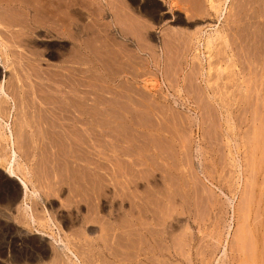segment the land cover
Wrapping results in <instances>:
<instances>
[{"label":"rangeland","instance_id":"obj_1","mask_svg":"<svg viewBox=\"0 0 264 264\" xmlns=\"http://www.w3.org/2000/svg\"><path fill=\"white\" fill-rule=\"evenodd\" d=\"M125 1L142 14L147 37L98 38L97 22L70 14L93 37L0 26L11 97L0 112L16 107L11 121L26 141L17 164L38 195L27 198L33 222L16 205L21 182L6 173L0 127V264H70L64 243L82 264H264V0ZM72 95L94 116L91 176L76 164L87 146L75 151L68 133L39 130L36 113L46 103L69 111ZM77 168L95 185L92 199L78 187Z\"/></svg>","mask_w":264,"mask_h":264},{"label":"bare ground","instance_id":"obj_2","mask_svg":"<svg viewBox=\"0 0 264 264\" xmlns=\"http://www.w3.org/2000/svg\"><path fill=\"white\" fill-rule=\"evenodd\" d=\"M37 1V0H36ZM39 1H41V0H39ZM124 1V0H123ZM27 2V1H26ZM29 2V1H28ZM56 2V1H55ZM154 2V1H153ZM29 3H31V2H29ZM38 3H40V2H37V4ZM42 3H43V0H42ZM42 3H41V7L44 9V7H45V5H46V2H45V4H44V7L42 6ZM50 3V2H49ZM48 3V4H49ZM57 4H58V2H56ZM55 3V4H56ZM32 4V3H31ZM51 4V3H50ZM122 4V3H121ZM34 5V4H33ZM36 6V5H35ZM49 6V5H48ZM57 6H60V5H57ZM117 6V5H116ZM123 6V5H122ZM145 6V5H144ZM51 7H52V5H51ZM54 7V6H53ZM56 7V6H55ZM127 7V6H126ZM36 8V7H35ZM39 8V7H38ZM45 8H48L47 7V5H46V7ZM63 8V7H62ZM91 8V7H90ZM113 8V7H112ZM116 8V7H115ZM33 9V8H32ZM59 9H60V7H59ZM87 9V8H86ZM129 9V8H128ZM41 10L42 9H40V10H38V11H40L41 12ZM47 10V9H46ZM49 11H50V9H48ZM53 10H55V8L53 9ZM57 10V9H56ZM55 10V11H56ZM118 10V9H117ZM129 11V10H128ZM39 12V13H40ZM46 12H48V11H46ZM50 12H52V8H51V11ZM50 12H49V14H50ZM60 11L58 10V13H57V11H56V13H57V15L58 14H60L59 13ZM62 12V11H61ZM76 12V11H75ZM101 12V11H100ZM112 12V11H111ZM38 13V12H37ZM53 13V12H52ZM51 13V14H52ZM56 13L54 12V15L52 16V17H54L52 20H54L55 19V16H56ZM5 14H7V13H5ZM35 14V13H34ZM48 14V13H47ZM50 14V15H51ZM62 14V13H61ZM120 14V13H119ZM33 15V14H32ZM46 15V14H45ZM63 15V14H62ZM47 16V15H46ZM49 16V15H48ZM130 16V15H129ZM15 17H16V15H15ZM37 17V16H36ZM45 17V16H44ZM50 19H51V16L49 17ZM56 18H58V17H56ZM59 18H60V15H59ZM61 18L63 19V16H61ZM60 18V20H62ZM37 19V18H36ZM131 19V18H130ZM22 20V19H21ZM42 20V19H41ZM55 21H57L56 19H55ZM59 21V20H58ZM57 21V22H58ZM64 21V20H63ZM73 21V20H72ZM3 22V21H2ZM5 22V21H4ZM12 22V21H11ZM35 22H37V21H35ZM68 22H70V21H68ZM140 22V21H139ZM10 23V22H9ZM18 23V22H17ZM38 23V22H37ZM40 23H42V21L40 22ZM39 23V24H40ZM44 23V22H43ZM46 23L47 22H45V26H46ZM54 23V22H53ZM56 23V22H55ZM59 23H61V22H59ZM73 23H75V22H73ZM122 23V22H121ZM144 23V22H143ZM7 24V23H6ZM29 24V23H28ZM38 24V25H39ZM65 24V23H64ZM69 24V23H68ZM112 24V23H111ZM131 24V23H130ZM139 24V23H138ZM8 25V24H7ZM19 25V24H18ZM41 25V24H40ZM48 25V24H47ZM52 25V24H51ZM54 25V24H53ZM60 25H62V24H60ZM66 25V24H65ZM107 25V24H106ZM108 25H110V24H108ZM115 25V24H114ZM119 25V24H118ZM118 25H117V27H118ZM125 25V24H124ZM127 25V24H126ZM132 25H135V24H132ZM20 26H23L22 24L20 25ZM26 26V25H25ZM67 26V25H66ZM74 26H75V24H74ZM77 26H79L78 24H77ZM93 26V25H92ZM105 26V25H104ZM139 26H140V24H139ZM40 27V26H39ZM49 27V26H48ZM48 27H46L47 29H49ZM63 27V26H62ZM76 27V26H75ZM103 27V26H102ZM113 27V26H112ZM27 28L28 27H26V28H24V30H26L27 31ZM56 28H57V26H56ZM59 28V27H58ZM67 29L69 28V31L72 29H70V26L69 27H66ZM79 28V27H78ZM104 28V27H103ZM53 29H54V27H53ZM66 29V30H67ZM92 29V28H91ZM95 29V28H94ZM106 29H107V27H106ZM115 29V28H114ZM120 29V28H119ZM139 29V28H138ZM56 30H58V29H56ZM63 30H65V29H63ZM65 30V31H66ZM73 30H74V28H73ZM81 30V29H80ZM122 30V29H121ZM76 31V30H75ZM74 31V32H75ZM108 31H110L109 30V28H108ZM107 31V32H108ZM128 31V30H127ZM21 32H23V30L21 31ZM20 32V33H21ZM48 32V31H47ZM49 32H51V31H49ZM57 32H59V31H57ZM64 32V31H63ZM104 32V31H103ZM111 32V31H110ZM144 32H145V30H144ZM56 33V32H55ZM65 33V32H64ZM70 33L72 34L73 32H71L70 31ZM76 33V32H75ZM79 33V32H78ZM99 33H101V32H99ZM141 33V32H140ZM147 33H148V31H147ZM53 34V33H52ZM59 34L61 35V33L59 32ZM70 34V35H71ZM108 34V33H107ZM110 34H113V33H110ZM115 34V33H114ZM113 34V35H114ZM127 34V33H126ZM145 34V33H144ZM143 34V35H144ZM175 34V33H174ZM20 35V34H19ZM26 35V34H25ZM54 35V34H53ZM58 35V34H57ZM59 35V36H60ZM63 35H65V34H63ZM75 35V34H74ZM74 35H72V36H69V37H73ZM79 35H80V33H79ZM92 35V34H91ZM100 35V34H99ZM104 35V34H103ZM142 35V34H141ZM146 35H148V34H146ZM180 35V34H179ZM23 36V35H22ZM21 36V37H22ZM49 36H50V34H49ZM58 36V37H59ZM77 36V35H76ZM75 36V37H76ZM88 36V35H87ZM102 36V35H101ZM107 36V35H106ZM122 36H124V35H122ZM126 36V35H125ZM124 36V37H125ZM128 36V35H127ZM138 36V35H137ZM51 37V36H50ZM61 37H62V35H61ZM65 37H67V36H65ZM80 37V36H79ZM97 37V36H96ZM114 37H116L115 35H114ZM56 38H57V36H56ZM113 38V37H112ZM126 38V37H125ZM143 38V37H142ZM141 38V39H142ZM22 39V38H21ZM58 39H62V38H58ZM76 39H77V37H76ZM85 39V38H84ZM101 39V38H100ZM116 39V38H115ZM115 39H113V42H114V40ZM124 39V38H123ZM140 39V40H141ZM26 39H24V41H25ZM93 40H94V38H93ZM92 40V41H93ZM96 40V39H95ZM117 40V39H116ZM125 41V40H124ZM1 42V41H0ZM28 42V41H27ZM79 42V41H78ZM98 42V41H97ZM100 42V41H99ZM105 42V41H104ZM109 43V42H108ZM126 43V42H125ZM129 43V42H128ZM127 43V44H128ZM1 44H2V42H1ZM4 44V43H3ZM116 44V43H115ZM124 44V43H123ZM123 44H121V46H123ZM6 45V44H5ZM5 45H4V47H5ZM7 46V45H6ZM90 46V45H89ZM99 46V45H98ZM74 47V46H73ZM93 47V46H92ZM116 47V46H115ZM63 48V47H62ZM102 48V47H101ZM1 49V48H0ZM7 49V48H6ZM76 49V48H75ZM95 49V48H94ZM100 49V48H99ZM147 49V48H146ZM63 50H64V48H63ZM107 50V49H106ZM118 50V49H117ZM141 50H143V49H141ZM7 51V50H6ZM67 51V50H66ZM75 50H73V52H74ZM92 51V50H91ZM102 51H104V49L102 50ZM120 51V50H119ZM96 52H97V50H96ZM98 52H100V51H98ZM141 52V51H140ZM6 53V52H5ZM8 53V52H7ZM112 53V52H111ZM114 53V52H113ZM122 53H124L123 51H122ZM1 54V53H0ZM102 54V53H101ZM104 54V53H103ZM128 54V53H127ZM70 55H71V53H70ZM72 55H73V53H72ZM77 55H78V52H77ZM83 55V54H82ZM88 55V54H87ZM96 55V54H95ZM105 55V54H104ZM116 55V54H115ZM4 56V55H3ZM2 56V57H3ZM67 56V55H66ZM76 55L74 54V57H72V58H74L75 60H77L76 59V57H75ZM70 57V56H69ZM78 57H79V55H78ZM98 57V56H97ZM96 57V58H97ZM105 57V56H104ZM107 57V56H106ZM109 57V56H108ZM107 57V58H108ZM12 58V57H11ZM59 58V57H58ZM71 58V59H72ZM88 57H86V59H87ZM101 58V57H100ZM113 58V57H112ZM120 58H121V56H120ZM80 59V58H79ZM92 59V58H91ZM126 59H128L127 57H126ZM0 60H1V58H0ZM5 60V59H4ZM3 60V61H4ZM81 60V59H80ZM117 60V59H116ZM124 60V59H123ZM72 61V60H71ZM85 61V60H84ZM130 61V60H129ZM10 62V61H9ZM77 62H78V60H77ZM83 62V61H82ZM122 62V61H121ZM124 62V61H123ZM1 63V62H0ZM4 63H6V62H4ZM67 63V62H66ZM73 63V62H72ZM79 63V62H78ZM91 63V62H90ZM115 63V62H114ZM138 63V62H137ZM2 64V63H1ZM69 64V63H68ZM88 64H89V62H88ZM92 64V63H91ZM113 64V63H112ZM4 65V64H3ZM74 65V64H73ZM78 65V64H77ZM81 65V64H80ZM102 65V64H101ZM85 66V65H84ZM8 67V66H7ZM60 67V66H59ZM90 67V66H89ZM116 67V66H115ZM5 68V67H4ZM7 69V68H6ZM76 69V68H75ZM74 69V70H75ZM91 69V68H90ZM117 69V68H116ZM70 70H73L72 68H70ZM50 71V70H49ZM69 71V70H68ZM90 71V70H89ZM88 71V72H89ZM96 71V70H95ZM30 72V71H29ZM75 72V71H74ZM112 72V71H111ZM84 73V72H83ZM92 73V72H91ZM108 73V72H107ZM119 73V72H118ZM56 74V73H55ZM64 74V73H63ZM77 74H78V72H77ZM123 74V73H122ZM79 75V74H78ZM142 75V74H141ZM48 76V75H47ZM73 77V76H72ZM92 77V76H91ZM7 78V77H6ZM58 78V77H57ZM94 78V77H93ZM3 79V78H2ZM54 79V78H53ZM76 79V78H75ZM1 80V79H0ZM43 80V79H42ZM51 80V79H50ZM74 80V79H73ZM46 81V80H45ZM67 81V80H66ZM86 81V80H85ZM102 81V80H101ZM50 83H51V81H49ZM89 82V81H88ZM7 83V82H6ZM5 83V81H4V79H3V81L2 82H0V104H2V102H6V100H8V101H11V97L8 95V93H7V88H6V84ZM25 83V82H24ZM54 83V82H53ZM67 83V82H66ZM73 83V82H72ZM72 83H71V85H72ZM76 83V82H75ZM131 83V82H130ZM46 83H44V85H45ZM48 84V83H47ZM64 84V83H63ZM101 84V83H100ZM51 85V84H50ZM60 84H58V86H59ZM65 85V84H64ZM77 85H78V83H77ZM63 86V85H62ZM61 86V87H62ZM66 86V85H65ZM76 86V84L74 85V86H72V87H75ZM141 86V85H140ZM50 88L52 87V86H49ZM57 87V86H56ZM60 87V86H59ZM59 87H58V89H59ZM61 87H60V89H61ZM72 87L70 88V89H72ZM91 87H92V85H91ZM90 87V88H91ZM123 87V86H122ZM46 88V87H45ZM53 88V87H52ZM63 88V87H62ZM78 88V87H77ZM80 88V87H79ZM93 88V87H92ZM95 88V87H94ZM38 89V88H37ZM64 89V88H63ZM83 89V88H82ZM52 90V89H51ZM75 90H76V88H75ZM86 90V89H85ZM90 90H92V89H90ZM94 90V89H93ZM92 90V91H93ZM136 90V89H135ZM47 91V90H46ZM61 91V90H60ZM70 91V90H69ZM132 91V90H131ZM144 91V90H143ZM9 92V91H8ZM50 92V91H49ZM72 92H73V90H72ZM77 92L79 93V91L77 90ZM94 92V91H93ZM52 93H53V90H52ZM56 93V92H55ZM54 93V95L56 96V94ZM71 93V92H70ZM74 93V92H73ZM119 93V92H118ZM48 94V93H47ZM59 94L61 95V92H59ZM58 94V95H59ZM64 94H66V93H64ZM63 95V94H62ZM70 95V94H69ZM77 95V94H76ZM76 95H72V102L70 103V108H71V110H69V111H64V110H62L61 108H60V106H63L62 104H60V106H59V108L57 107L56 109H51V110H48V108H46L47 107V103L44 105V108L45 109H41L38 113H36V115H37V117H39L40 119H41V125H40V123H39V126H40V128H39V130H41V132H43V133H47L49 136H47V137H50L51 135L53 136V134L55 133V134H59V135H62V134H66L67 135V133H68V135H67V137H65L64 136V140H65V138H66V140H67V138H68V140L70 141V143H69V145H75V147H73V148H75L74 150L76 151V150H78V149H76L77 148V146L76 145H79V146H81V148L82 147H85V146H87L88 147V150L90 149V151L88 152V150H87V147H85L84 148V153L81 151V150H79L80 152H81V154L80 155H82V153H83V158L82 157H79L78 156V154L76 153V156H77V158L76 157H74V158H76V164L81 168L82 167V165H81V163H85V168L84 169H86V170H88L87 171V174H90L92 171H94L93 169L94 168H92L94 165H95V163H94V156H93V154L94 153H91L92 151H93V149L95 148V145H93V143H94V141H95V134H94V129H93V124H94V116H93V112H83V111H81V110H79L80 108H79V106H80V102L79 101H77V98L75 97ZM127 95V94H126ZM39 96V95H38ZM65 96V95H64ZM79 96V95H78ZM77 96V97H78ZM82 96V95H81ZM90 96V95H89ZM140 96V95H139ZM142 96V95H141ZM63 97V96H62ZM61 97V99L60 100H62L63 98ZM67 97H69V96H67ZM87 97V96H86ZM92 97V96H91ZM55 98V97H54ZM65 99V98H64ZM63 99V100H64ZM67 99V98H66ZM79 99H80V97H79ZM82 99V98H81ZM80 99V100H81ZM130 99V98H129ZM138 99V98H137ZM145 99V98H144ZM12 100H14V98L12 99ZM59 100V99H58ZM92 100H94V98L92 99ZM114 100V99H113ZM81 101H83V100H81ZM13 102V101H12ZM16 102V101H15ZM47 102V101H46ZM59 102V101H58ZM65 102H67V101H65ZM64 102V103H65ZM84 102H87V101H84ZM95 101H93V102H90L91 103V106L92 105H94L93 103H94ZM89 103V104H90ZM139 103V102H138ZM5 104V103H4ZM6 104H8V102L6 103ZM13 104H15V103H13ZM54 104H59V103H56V101H55V103ZM69 104V103H68ZM67 104V105H68ZM95 104H96V102H95ZM142 104V103H141ZM10 105V104H9ZM107 105V104H106ZM133 105V104H132ZM138 105V104H137ZM6 106V105H5ZM28 106V105H27ZM42 106V105H41ZM64 106H65V108H67L66 107V103L64 104ZM90 106V105H89ZM94 106H96V105H94ZM104 106V105H103ZM7 107V106H6ZM49 107V106H48ZM51 107H52V105H51ZM84 107V106H83ZM93 107V106H92ZM105 107V106H104ZM117 107V106H116ZM133 107V106H132ZM2 108H4L3 106H2ZM8 108V107H7ZM16 108V107H15ZM15 108H12L10 111H6V112H8V113H1L0 112V127H2L3 129L2 130H4V133H2L3 134V138H2V140L4 139L5 141V143H7L8 145H9V147H8V149H10V157H9V160L8 159H5L6 161H8V166H7V171H6V173L10 176V177H12V178H15L16 177V179L18 178V180L21 182L20 183V185H21V187H22V195L20 196V197H18L17 198V201H16V205H19V204H23V206L25 207V209H24V211L26 210V212L25 213H28L27 215L29 216V218H30V220H32L33 222H35L36 221V218H35V214L32 212V208H31V206H30V204H28L27 203V198H28V194L29 193H31L32 195H34V196H36L37 195V190L35 191H32L31 189H30V187H29V182H28V180L27 179H25L24 177H28V174H29V172H28V174L27 173H24L23 172V170L24 169H26V168H24L23 170L21 169V166H18V165H20V163L19 164H17V161H18V159H19V156H18V150H17V148H18V145H22V146H24V142H25V144H26V141H24V140H21V138L23 137H21L20 138V136H18V135H16V131L14 130V125H13V118H14V109ZM52 108H54V107H52ZM90 108V107H89ZM97 108V107H96ZM120 108V107H119ZM140 108V107H139ZM10 109V108H9ZM8 109V110H9ZM20 109V108H19ZM67 109H69V107L67 108ZM6 110V109H5ZM89 110V109H88ZM96 110V109H95ZM1 111H3V110H1ZM16 111V110H15ZM107 111V110H106ZM134 111V110H133ZM136 111H137V107H136ZM138 111H141V110H138ZM137 111V112H138ZM17 112V111H16ZM36 112V111H35ZM95 112V111H94ZM137 112H135V113H137ZM21 113V112H20ZM24 113H26V112H24ZM33 114V113H32ZM130 114H132V113H130ZM108 115V114H107ZM156 115V114H155ZM27 117H28V115H26ZM106 117V116H105ZM107 117H109V116H107ZM120 117V116H119ZM159 117V116H158ZM7 120H6V119ZM25 118V117H24ZM33 118V117H32ZM85 118H87L86 120H84ZM104 118V117H103ZM136 118V117H135ZM150 118V117H149ZM26 119V118H25ZM36 119V118H35ZM12 120V121H11ZM27 120V119H26ZM108 120V119H107ZM134 120V119H133ZM40 121V120H39ZM109 121V120H108ZM123 121V120H122ZM145 121H146V119H145ZM27 122H31V121H28L27 120ZM142 122V121H141ZM34 123V122H33ZM114 123V122H113ZM27 125H29L28 123H27ZM36 125V124H35ZM35 125H34V127H35ZM38 125V124H37ZM111 125V124H110ZM21 126V125H20ZM26 125H24V127H25ZM83 126H86V130H85V127H83ZM105 126V125H104ZM139 126V125H138ZM144 126V125H143ZM27 127V126H26ZM28 127H33V126H28ZM115 127V126H114ZM96 128V127H95ZM101 128H103V127H101ZM109 128V127H108ZM23 129V128H22ZM27 129V128H26ZM30 129V128H29ZM31 129H33L34 130V128H31ZM1 130V131H2ZM38 130V131H39ZM83 130V131H82ZM22 131V130H21ZM35 131V130H34ZM135 131V130H134ZM30 132H31V130H30ZM33 132V131H32ZM111 132V131H110ZM19 134V133H18ZM22 134V133H21ZM28 134V133H27ZM42 134V133H41ZM23 135V134H22ZM59 135H55V136H59ZM136 135V134H135ZM44 136V135H43ZM54 136V137H55ZM101 136V135H100ZM152 136V135H151ZM19 137V138H18ZM30 137V136H29ZM31 137H32V135H31ZM41 137V136H40ZM112 137V136H111ZM23 138H25V137H23ZM22 138V139H23ZM33 138V137H32ZM35 138H37V136L35 137ZM43 138V137H42ZM42 138L40 139V140H42ZM57 138V137H56ZM151 139V138H150ZM33 140H34V138H33ZM48 140V139H47ZM46 140V141H47ZM49 140H50V138H49ZM165 140V139H164ZM24 141V142H23ZM31 141V140H30ZM36 141V140H35ZM43 141V140H42ZM42 141H41V143H42ZM62 141V140H61ZM153 141V140H152ZM60 142V141H59ZM66 142V141H65ZM68 142V141H67ZM141 142V141H140ZM33 143V142H32ZM44 143V142H43ZM42 143V144H43ZM48 143H49V141H48ZM144 143H145V141H144ZM38 144V143H37ZM42 144H41V147L43 148V146H42ZM50 144V143H49ZM68 144V143H67ZM97 144V143H96ZM28 145V144H27ZM69 145H67V147L69 146ZM29 146V145H28ZM36 146V145H35ZM50 146V145H49ZM52 146V145H51ZM72 146H71V148H72ZM98 146V145H97ZM25 147V146H24ZM123 147V146H122ZM34 149H35V147H33ZM50 148V147H49ZM53 148V147H52ZM70 148V149H71ZM79 148V147H78ZM91 149H92V151H91ZM110 149V148H109ZM37 150H38V148H37ZM40 150V149H39ZM69 150V149H68ZM71 150H73V149H71ZM73 150V151H74ZM82 150H83V148H82ZM85 150H87L86 152H88V156H85L86 155V153H85ZM67 151V150H66ZM96 151V150H95ZM42 152V151H41ZM78 152V151H77ZM79 152V153H80ZM103 152V151H102ZM73 152H71V155H70V153L69 154H67V155H65V156H68V155H70L72 158H73V154L75 155V153H73ZM154 153V155H153V158L154 157H157V158H159L160 157V155H159V152H153ZM85 154V155H84ZM132 154V153H131ZM95 155H96V153H95ZM48 156H49V154H48ZM70 156H69V158H70ZM85 156V157H84ZM106 156V155H105ZM7 158V157H6ZM62 158V157H61ZM64 158V157H63ZM145 158V160L147 159V163H148V165H150L149 163L151 162V160L152 159H150V157L149 156H145L144 157ZM162 158V157H161ZM63 160V159H62ZM68 160V159H67ZM106 160V162L108 161V159L106 158L105 159ZM69 161V160H68ZM74 161H75V159H74ZM167 161V160H166ZM19 162V161H18ZM139 162V161H138ZM168 162V161H167ZM120 163V162H119ZM143 163V162H142ZM69 164V163H68ZM73 164V163H72ZM135 164V163H134ZM157 164V163H156ZM81 165V166H80ZM136 165V164H135ZM144 164H142V166H143ZM75 166V165H74ZM77 166V167H78ZM98 167V166H97ZM97 167H96V169H97ZM126 167V166H125ZM74 169V168H73ZM79 168H77V170H78ZM102 169V168H101ZM122 169V168H121ZM28 170V169H27ZM52 170V169H51ZM57 170V169H56ZM66 170V169H65ZM26 171V170H25ZM80 173L79 174H77V176L75 177V179H76V181H77V184H78V187H80L82 190H84V191H86V193L88 194V197H89V199L91 198L92 199V197H91V195L93 194V185H92V182L91 181H88V178H89V176H88V178L86 179V184H85V182L83 181V180H85V179H83V171H81V170H78ZM78 171H77V173H78ZM85 171V170H84ZM50 172V171H49ZM106 172L108 173V170H106ZM54 173V172H53ZM96 173H97V171H96ZM125 173V172H124ZM69 174V173H68ZM94 174V173H93ZM127 175V174H126ZM24 176V177H23ZM52 176V175H51ZM56 176V175H55ZM90 176H91V174H90ZM54 177V176H53ZM57 177V176H56ZM68 177V176H67ZM70 177V176H69ZM95 177V176H94ZM94 177H93V179H94ZM106 177V176H105ZM51 178V177H50ZM101 178V177H100ZM104 178V177H103ZM127 178V177H126ZM47 179V178H46ZM94 180H96V179H94ZM93 180V181H94ZM59 181V180H58ZM75 181V180H74ZM138 181V180H137ZM46 182V181H45ZM52 182V181H51ZM83 182H84V184H83ZM48 183V182H47ZM98 183V182H97ZM140 183V182H139ZM156 183V182H155ZM84 185H86V188L84 187ZM155 185V184H154ZM157 185V184H156ZM52 186V185H51ZM95 186V185H94ZM101 186V185H100ZM107 186V185H106ZM57 187V186H56ZM87 189V190H86ZM77 190V189H76ZM79 190V189H78ZM79 192V191H78ZM91 192V193H90ZM150 192V191H149ZM91 194V195H90ZM95 194V193H94ZM82 195V194H81ZM86 195V194H85ZM128 195V194H127ZM200 195V194H199ZM38 196V195H37ZM79 196V195H78ZM94 196V195H93ZM95 196H96V194H95ZM72 198V197H71ZM87 199V198H86ZM147 200V199H146ZM79 203H80V200L78 201ZM82 202V201H81ZM95 202V201H94ZM251 202V201H250ZM94 205V204H93ZM110 205V204H109ZM155 205V204H154ZM95 210V209H94ZM248 210V209H247ZM249 211V210H248ZM90 213V212H89ZM94 213H96V212H94ZM152 213V212H151ZM34 214V215H33ZM246 214V213H245ZM248 216V215H247ZM92 218V217H91ZM29 220V221H30ZM50 221V220H49ZM31 222V221H30ZM37 222V221H36ZM32 223V222H31ZM104 223V222H103ZM47 224V223H46ZM243 224V223H242ZM29 225V224H28ZM126 225V224H125ZM170 225V224H169ZM30 226V225H29ZM44 226V225H43ZM45 227V226H44ZM43 227V228H44ZM42 228V229H43ZM112 228V227H111ZM133 228V227H132ZM149 228V227H148ZM172 228V227H171ZM173 229V228H172ZM116 230V229H115ZM115 230H113V231H115ZM107 232V231H106ZM173 232V231H172ZM110 233V232H109ZM113 234H114V232H112ZM150 234V233H149ZM244 234V233H243ZM119 238V237H118ZM245 241V240H244ZM106 242V241H105ZM150 242V241H149ZM65 245H64V247H60L59 249H61V251L63 252V253H65L67 256V259H68V262L70 263V264H82V262H81V259L79 258V256L71 249V247H69L68 246V244L67 243H64ZM67 244V245H66ZM246 244V243H245ZM118 245V244H117ZM114 247V246H113ZM116 247V246H115ZM169 249V248H168ZM241 249V248H240ZM157 250V249H156ZM122 251V250H121ZM131 251V250H130ZM46 252V251H45ZM127 252H129V251H127ZM153 252V251H152ZM155 252V251H154ZM122 253V252H121ZM143 253V252H142ZM149 253V252H148ZM167 253V252H166ZM249 257V256H248ZM55 259V258H54ZM246 259V258H245ZM40 260V259H39ZM59 260V259H58ZM57 260V261H58ZM136 260V259H135ZM123 261H125V260H123ZM110 264V263H109Z\"/></svg>","mask_w":264,"mask_h":264},{"label":"crops","instance_id":"obj_3","mask_svg":"<svg viewBox=\"0 0 264 264\" xmlns=\"http://www.w3.org/2000/svg\"><path fill=\"white\" fill-rule=\"evenodd\" d=\"M27 1V2H26ZM31 3H29V2ZM58 2V4L56 2ZM24 4H28L30 7H36L34 9V11L32 9H29L27 7V9H24L22 8L20 5L21 3ZM37 2H40L37 4ZM46 2V5L48 8H45L44 7V4ZM51 4H50V3ZM42 3V0L39 1V0H0V26H5L6 29H15L17 28L18 26L19 27H22V29L24 30V28L28 27L29 24H33L35 27H37V25L42 21V23H40L38 25V29H39V26H40V31L39 33H42V35L44 36H48V37H58L60 34L59 32L61 33V35L59 36L60 38H76L77 39H80L82 38L83 36L87 37H93V34H83V29H81L79 26H77V22H76V19L77 18H71V19H68V14L70 15H75V17H79V19H83L85 18L86 16H88V19L90 18L92 21L94 22H97L98 25V28H99V32L101 33H98L96 36L99 38V37H114V35L117 37H121V38H128V37H147L148 35L146 34H149V29L147 27L146 24H144L142 22V19L140 18L139 15H142L140 14L139 10L137 11H133L131 10V8L128 6V4L126 3V1L124 0H82V2H80L79 0H77V2L75 4H72V5H68L67 3V0H43V3H42V6L44 7V9L40 6ZM49 3V4H48ZM56 3V4H55ZM122 3V4H121ZM34 4V5H33ZM36 5V6H35ZM49 5V6H48ZM52 5V7H51ZM57 5H60V6H57ZM117 5V6H116ZM123 5V6H122ZM142 5V3H139L138 5V8H140ZM54 6V7H53ZM56 6V7H55ZM127 6V7H126ZM148 6V5H147ZM146 6V8H147ZM153 6V10H156L157 7L156 5L153 3L152 4ZM39 7V8H38ZM60 7V9H59ZM63 7V8H62ZM91 7V8H90ZM113 7V8H112ZM116 7V8H115ZM51 8H52V12L51 11ZM55 8V10L57 11L58 13V10L60 11L57 15L56 11L53 10ZM87 8V9H86ZM129 8V9H128ZM41 10L38 11V10ZM47 9V10H46ZM50 9V11L48 10ZM118 9V10H117ZM148 9V8H147ZM129 10V11H128ZM149 10V9H148ZM48 11V12H46ZM62 11V12H61ZM76 11V12H75ZM101 11V12H100ZM112 11V12H111ZM152 11V10H151ZM38 12V13H37ZM40 12V13H39ZM50 12V14H49ZM54 12L56 13V16H55V19L58 21H55L52 20L54 17H52L54 15ZM7 13V14H5ZM35 13V14H34ZM48 13V14H47ZM63 15H62V14ZM120 13V14H119ZM136 13V14H135ZM33 14V15H32ZM47 16H46V15ZM16 15V17H15ZM49 15V16H48ZM59 15H60V18L61 16H63V19L60 20L59 18ZM130 15V16H129ZM153 20L157 21L158 18H156V14H155V11H153ZM37 16V17H36ZM45 16V17H44ZM51 16V19L49 18ZM58 17V18H56ZM72 17V16H71ZM142 17V16H141ZM147 17V16H145ZM37 18V19H36ZM131 18V19H130ZM22 19V20H21ZM42 19V20H41ZM64 20V21H63ZM73 20V21H72ZM162 20V18L160 19V21ZM3 21V22H2ZM5 21V22H4ZM12 21V22H11ZM33 21V22H32ZM37 21V22H35ZM70 21V22H68ZM140 21V22H139ZM10 22V23H9ZM18 22V23H17ZM44 22V23H43ZM46 23V26L44 25ZM54 22V23H53ZM56 22V23H55ZM61 22V23H59ZM75 22V23H73ZM122 22V23H121ZM8 25H7V24ZM29 23V24H28ZM67 25H65V24ZM69 23V24H68ZM112 23V24H111ZM131 23V24H130ZM140 26H139V24ZM19 24V25H18ZM23 25V26H20V25ZM36 24V25H35ZM48 24V25H47ZM52 24V25H51ZM54 24V25H53ZM62 24V25H60ZM75 24V26H74ZM107 24V25H106ZM110 24V25H108ZM115 24V25H114ZM119 24V25H118ZM125 24V25H124ZM127 24V25H126ZM132 24H135V25H132ZM26 25V26H25ZM105 25V26H104ZM118 25V27H117ZM50 28H49V27ZM57 26V28H56ZM63 26V27H62ZM70 26V31L73 32L72 34L70 33L69 31V28L67 29L66 27H69ZM104 28H103V27ZM113 26V27H112ZM46 27H48L49 29H47ZM54 27V29H53ZM59 27V28H58ZM79 27V28H78ZM107 27V29H106ZM74 28V30H73ZM108 28L109 30L111 31H108ZM115 28V29H114ZM120 28V29H119ZM139 28V29H138ZM58 29V30H56ZM63 29H67L66 31L63 30ZM81 29V30H80ZM122 29V30H121ZM28 30V28H27ZM76 30V31H75ZM128 30V31H127ZM145 30V32H144ZM26 31V30H25ZM48 31V32H47ZM51 31V32H49ZM59 31V32H57ZM65 33H64V32ZM76 33H75V32ZM104 31V32H103ZM108 31V32H107ZM148 31V33H147ZM56 32V33H55ZM80 35H79V33ZM113 34H110L112 33ZM118 32V33H117ZM141 32V33H140ZM28 33V32H26ZM25 33V34H26ZM54 35H53V34ZM108 33V34H107ZM127 33V34H126ZM145 33V34H144ZM50 34V36H49ZM58 34V35H57ZM65 34V35H63ZM71 34V35H70ZM75 34V35H74ZM100 34V35H99ZM104 34V35H103ZM142 34V35H141ZM144 34V35H143ZM24 35V34H23ZM74 35L73 37H69V36H72ZM77 35V36H76ZM102 35V36H101ZM107 35V36H106ZM122 35H126L125 37L122 36ZM128 35V36H127ZM138 35V36H137ZM41 36V35H40ZM67 36V37H65ZM76 36V37H75ZM80 36V37H79ZM58 37V38H59ZM4 43V42H3ZM1 44L0 42V47H4L5 44ZM4 48H7V46L5 45ZM0 53H1V50H0ZM0 82L5 81L6 83V80L8 77L7 75V72H8V67H7V63H4L3 61V57H2V54H0ZM4 64V65H3ZM5 67V68H4ZM7 68V69H6ZM3 78V79H2ZM50 81V80H49ZM48 81V82H49ZM48 82H45L47 85ZM50 83V82H49ZM48 83V84H49Z\"/></svg>","mask_w":264,"mask_h":264}]
</instances>
